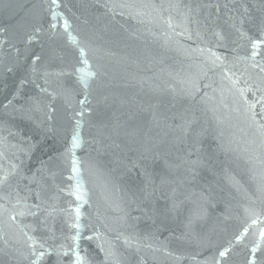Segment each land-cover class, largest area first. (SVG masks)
<instances>
[{
    "label": "water",
    "instance_id": "1",
    "mask_svg": "<svg viewBox=\"0 0 264 264\" xmlns=\"http://www.w3.org/2000/svg\"><path fill=\"white\" fill-rule=\"evenodd\" d=\"M0 264H264V0H0Z\"/></svg>",
    "mask_w": 264,
    "mask_h": 264
},
{
    "label": "snow or ice",
    "instance_id": "2",
    "mask_svg": "<svg viewBox=\"0 0 264 264\" xmlns=\"http://www.w3.org/2000/svg\"><path fill=\"white\" fill-rule=\"evenodd\" d=\"M221 255H224V253H221Z\"/></svg>",
    "mask_w": 264,
    "mask_h": 264
}]
</instances>
